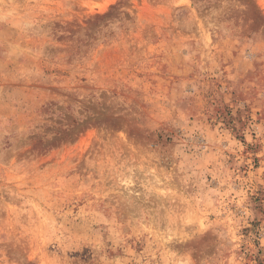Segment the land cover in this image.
<instances>
[{
    "label": "rangeland",
    "instance_id": "rangeland-1",
    "mask_svg": "<svg viewBox=\"0 0 264 264\" xmlns=\"http://www.w3.org/2000/svg\"><path fill=\"white\" fill-rule=\"evenodd\" d=\"M0 264H264V0H0Z\"/></svg>",
    "mask_w": 264,
    "mask_h": 264
}]
</instances>
